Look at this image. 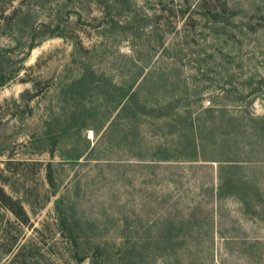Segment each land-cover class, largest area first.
<instances>
[{
	"label": "rangeland",
	"instance_id": "374dc122",
	"mask_svg": "<svg viewBox=\"0 0 264 264\" xmlns=\"http://www.w3.org/2000/svg\"><path fill=\"white\" fill-rule=\"evenodd\" d=\"M153 1L0 0V186L28 216L0 209V264H264V99L238 93L264 52V0H229L178 60ZM142 73L120 113L117 86ZM222 89L235 119L204 135L241 142L244 161L216 195L206 159L227 154L195 160L176 114Z\"/></svg>",
	"mask_w": 264,
	"mask_h": 264
},
{
	"label": "trees",
	"instance_id": "16d2710c",
	"mask_svg": "<svg viewBox=\"0 0 264 264\" xmlns=\"http://www.w3.org/2000/svg\"><path fill=\"white\" fill-rule=\"evenodd\" d=\"M113 0H98V3L103 7H110L109 3ZM115 2V0H114ZM154 6H156L155 22L158 30L160 31L161 43L163 50L170 53H176V60H178L179 55L184 54L187 56V53H184L185 46L189 45L190 39L189 36L196 37L201 35L202 31H211L217 34V31L214 30L217 27V24L224 23L228 19L229 12L232 11L230 7L229 0H154ZM112 6V5H111ZM152 5V8L155 9ZM126 18L130 17L129 13H126ZM250 30V29H249ZM210 32V34H211ZM173 33L176 35V43L174 45L167 46L165 42L162 41V38L169 34ZM247 62L251 60H256L257 65L248 69L245 73L244 87L238 91L239 96H243L242 92L246 91V95L251 98L259 97L264 99V52L257 55L255 52H251L249 55H246ZM243 60H245L243 58ZM249 64V63H248ZM247 68H249V65ZM261 68V69H260ZM138 76V74H137ZM135 77V85H131L128 88H124L123 85L117 86L118 89L122 91L121 98L119 102H122L120 107V113L127 110L129 107L132 108V105L137 102L140 91L147 82L148 76L147 73H142L141 76ZM179 81H181L179 79ZM183 83H186L183 79ZM182 82V81H181ZM245 90V91H244ZM227 91L222 89L221 95L214 94L211 98L208 99L209 105L202 107V109L196 113L194 117L191 116V110H187L184 114L180 111L176 114L177 118L186 123L183 126L182 135L189 134L192 137V157L195 160L203 155V150H214L215 147H220L221 152H226V156L217 157L212 156L206 160L215 161L219 163L218 175L216 182V195H221L224 191L225 186L231 184L233 177L228 172L227 174H222L221 169H226L228 171H234L241 166V160L239 157H236L239 145L241 142H238L232 137L221 136V139L206 138L207 128L210 127L208 122L213 123L217 118L218 119H227L226 121H233L235 117H228L225 112L226 105L218 103L219 100H226ZM243 105H240V107ZM185 108H188V105H184ZM130 109V108H129ZM141 111H138L136 114H140ZM202 115H205L202 118ZM264 117H261V119ZM252 120V119H251ZM254 120V118H253ZM256 121V120H255ZM180 134V135H181ZM251 135L253 133L250 132ZM208 139V140H207ZM235 153V156H234ZM220 173V174H219ZM49 176V174H48ZM240 179H243L240 178ZM51 182V181H50ZM8 209L14 214V216L21 222L27 220L28 216L24 210L22 204L16 198H13L11 195L5 192L3 187L0 186V209ZM95 264V262H94Z\"/></svg>",
	"mask_w": 264,
	"mask_h": 264
}]
</instances>
